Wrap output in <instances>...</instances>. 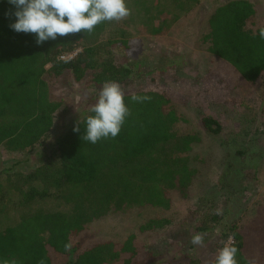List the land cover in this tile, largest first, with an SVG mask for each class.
<instances>
[{"label":"trees","instance_id":"trees-1","mask_svg":"<svg viewBox=\"0 0 264 264\" xmlns=\"http://www.w3.org/2000/svg\"><path fill=\"white\" fill-rule=\"evenodd\" d=\"M192 1L196 0L184 3ZM176 5L179 8L178 0ZM15 10L8 0H0V148L20 153L41 146L44 155L31 172L5 176L0 182L1 203L7 199V206L20 211L19 217L0 230V264L4 259H16L18 264H39L41 259L45 264H119L122 254L130 255L122 264H131L135 256L133 236L119 248L107 242L83 251L71 238L110 213L132 207L168 210L171 194L181 200L189 197L197 172L188 153L200 137L175 131L182 118L172 103L185 100L187 92L196 94L198 87L216 84V70L207 71L201 82L182 79L175 71L150 73L144 80L114 54L119 49L126 54L135 49L136 42L126 30L134 21L132 14L120 22H103L91 33L58 36L38 45L35 34L9 27L15 22ZM255 14L249 0H230L208 18V53L247 86L256 85L264 76V39L259 36L264 24L254 30L247 28ZM179 15H173L172 20ZM64 74L91 91L90 107L104 82L121 85L130 115L115 138L95 144L82 139L86 117L93 114L89 108L44 147L63 109L60 101L50 98L46 80ZM224 83H229L226 78ZM133 94L151 99L133 102ZM215 96L203 99L212 103ZM198 124L209 135L221 131L217 120L207 116ZM77 126L79 132L73 131ZM254 217L243 225L231 222L218 237L221 248L222 242L234 236L238 264H264V205L256 206ZM210 220L220 224L222 217L213 215ZM167 224L166 220H150L140 230H159ZM69 242L72 248L65 251L64 244ZM47 248L58 256L57 263ZM153 264L202 263L188 258L185 262Z\"/></svg>","mask_w":264,"mask_h":264},{"label":"rangeland","instance_id":"rangeland-1","mask_svg":"<svg viewBox=\"0 0 264 264\" xmlns=\"http://www.w3.org/2000/svg\"><path fill=\"white\" fill-rule=\"evenodd\" d=\"M184 1L178 0V8L177 0H126L134 18L126 30L136 42L135 49L130 54L122 49L114 54L132 74L144 80L151 77L150 73L175 71L182 79L201 82L207 71L216 70V84L198 87L196 94L187 92L185 100L172 103L182 118L175 131L200 137L188 153L190 165L197 172L189 197L181 200L171 194L168 210L132 207L92 221L71 238L72 243L80 245V251L107 242L119 248L133 236L135 256L131 264L185 262L188 258L209 264L219 249L223 228L234 221L238 225L250 223L256 206L264 205V76L254 86L243 85L207 51L209 15L230 0ZM249 1L256 14L247 28L254 30L264 24V0ZM177 14L178 19L173 21L172 16ZM225 78L229 82L226 85ZM46 81L50 98L60 101L63 109L54 120L45 148L89 110L91 92L68 74ZM209 94L216 95L212 103L203 99ZM202 116L217 120L221 127L218 135L200 129ZM43 155L41 146L20 153L0 148V182L5 176L31 172ZM4 201L0 200V230L20 216L19 210ZM213 215L222 217L220 224L210 220ZM150 220H166L168 224L159 230L141 231ZM196 233L204 234L202 246L191 243ZM47 250L57 263L58 256ZM129 256L122 254L119 264Z\"/></svg>","mask_w":264,"mask_h":264},{"label":"clouds","instance_id":"clouds-1","mask_svg":"<svg viewBox=\"0 0 264 264\" xmlns=\"http://www.w3.org/2000/svg\"><path fill=\"white\" fill-rule=\"evenodd\" d=\"M15 6V22L9 27L16 32L35 34L36 43L43 44L57 37L80 32L91 33L103 22H120L131 15L126 0H8ZM8 15V13H6ZM259 36L264 39V27H260ZM133 102H144L149 96L133 94ZM86 117V130L82 139L92 144L101 139L115 138L121 131L130 110L124 101L121 85L112 80L103 83L95 102ZM79 127L73 131L79 132ZM219 214V213H217ZM204 234L196 233L191 243L202 246ZM223 246L217 250L213 264H238V248L234 246V236H229ZM72 244L65 243V251H70ZM2 264H18L16 259H4ZM39 264H45L41 259ZM248 264H254L248 261Z\"/></svg>","mask_w":264,"mask_h":264}]
</instances>
